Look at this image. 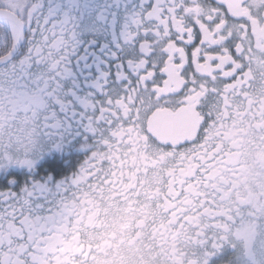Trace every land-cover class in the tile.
I'll return each mask as SVG.
<instances>
[{"label": "snow or ice", "instance_id": "snow-or-ice-1", "mask_svg": "<svg viewBox=\"0 0 264 264\" xmlns=\"http://www.w3.org/2000/svg\"><path fill=\"white\" fill-rule=\"evenodd\" d=\"M254 65L264 0H0V264H117L154 208L194 245L184 264H264V205L220 191ZM153 146L188 161L183 198L149 189L142 219L110 216L105 186L137 187L126 157Z\"/></svg>", "mask_w": 264, "mask_h": 264}, {"label": "flooded vegetation", "instance_id": "flooded-vegetation-1", "mask_svg": "<svg viewBox=\"0 0 264 264\" xmlns=\"http://www.w3.org/2000/svg\"><path fill=\"white\" fill-rule=\"evenodd\" d=\"M249 94V102H244L240 114L235 117L237 129L231 142H225L224 151L231 149V154L226 157L227 170L223 171V181L220 191L224 197V204L235 207L236 202L246 204L249 201L264 205V127H257L264 123V76L253 66L249 81L245 84ZM156 127L164 133H172L178 129L191 127L190 121L176 123L166 117L156 121ZM198 148V145L196 146ZM193 149L192 145H186L185 151ZM211 152V147H209ZM203 163V162H201ZM124 178L129 173H134L139 179V185L131 190L117 183L114 189L105 186L106 198H111L110 216H128L142 219L138 206L129 201H145V191L151 189L152 195L157 199L168 195L170 184L179 193L177 203L183 198L187 183H174L185 180L191 182L192 177L188 172V161H182L180 157L168 152H161L153 146L149 154H145L141 148L139 151L127 155L123 167ZM119 171L116 180L120 179ZM196 175L200 173L196 171ZM191 191V189H188ZM203 190V189H202ZM137 193H140L137 196ZM125 194L127 199H125ZM102 207H108L102 205ZM137 208V211H129V208ZM207 215H213V208L205 204ZM153 222L150 215L144 222V227L125 237L123 243L113 246V255L117 264H184L185 259L191 258L194 245L187 241L185 230L176 226L173 230L169 226L172 216L165 215L160 208H154ZM179 215V212L176 213ZM261 230H264V221H256ZM259 236V232L257 233ZM250 243V242H249ZM187 254V256H186ZM195 264V261H190Z\"/></svg>", "mask_w": 264, "mask_h": 264}]
</instances>
